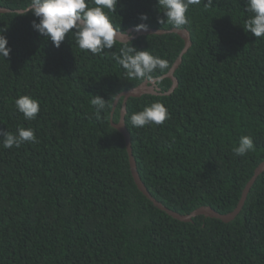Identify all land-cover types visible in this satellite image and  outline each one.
I'll list each match as a JSON object with an SVG mask.
<instances>
[{"label": "trees", "instance_id": "16d2710c", "mask_svg": "<svg viewBox=\"0 0 264 264\" xmlns=\"http://www.w3.org/2000/svg\"><path fill=\"white\" fill-rule=\"evenodd\" d=\"M190 6L191 45L174 71L170 95L129 98L124 118L138 176L167 209L188 215L210 207L225 215L236 207L254 170L264 162V38L244 29L246 0ZM29 0H0L23 10ZM0 13L10 48L0 59V134L32 128L39 143L0 145V264H264V172L234 220L196 216L180 222L157 209L136 187L117 123L115 97L146 80H129L107 55L82 51L66 34L60 47L32 27L31 12ZM141 14L148 19L141 20ZM125 33L145 23L170 30L156 0H118L110 14ZM70 31H74L70 30ZM169 62L180 54L176 34L129 41ZM162 93L169 78L158 83ZM28 95L40 111L26 120L15 99ZM92 96L107 102L97 118ZM160 101L169 118L133 127L130 116ZM242 135L254 150L236 156Z\"/></svg>", "mask_w": 264, "mask_h": 264}, {"label": "clouds", "instance_id": "9594fccd", "mask_svg": "<svg viewBox=\"0 0 264 264\" xmlns=\"http://www.w3.org/2000/svg\"><path fill=\"white\" fill-rule=\"evenodd\" d=\"M118 0H29V4L20 15L29 12L36 18L32 27L43 37L50 39L53 46L59 48L66 34L72 33V39L82 51L93 55H107L105 49H112L119 39L123 40L119 54L113 52V59L124 70V76L129 80H152V74L157 70L163 72L169 68V62L159 56H154L148 50H137L131 46L126 34L117 31L110 18L115 12ZM161 12L166 19H158V23H167L176 30H182L190 23L186 13L190 6L200 5L202 0H156ZM211 7L213 0L203 3ZM245 12L249 14L244 22V29L256 38H264V0H246ZM141 20H147L141 14ZM145 23L136 26L135 30H147ZM74 31H70L73 30ZM5 29H0V59L9 56L10 48L6 47L8 41L2 34ZM107 101L100 96H92L91 105L94 106L97 118L106 110ZM15 108L22 113L26 120H33L40 111L39 101L28 95H20L15 99ZM169 118V113L160 101L152 102L142 110L130 116L133 127L146 125H160ZM39 143L32 128L20 127L16 133L5 131L0 134V145L3 148H19L23 143ZM254 150L253 139L242 135L238 146L232 148L236 156L243 157Z\"/></svg>", "mask_w": 264, "mask_h": 264}, {"label": "water", "instance_id": "95a60500", "mask_svg": "<svg viewBox=\"0 0 264 264\" xmlns=\"http://www.w3.org/2000/svg\"><path fill=\"white\" fill-rule=\"evenodd\" d=\"M11 12L21 13L22 10L11 11L9 9L0 7V13H11ZM170 33L178 35L183 40V43H184L180 54L178 55V57L176 58V60L172 64L171 68L162 77L152 79V80H146L142 84H140L139 86L118 94L115 97L114 102L112 104V110H111L110 116H112L119 100L122 99L121 109H120V113H119V120L117 123H113L112 120H110V124L114 129H116L122 135V137L124 139L126 151L128 154L130 172H131V175H132V178H133V181H134L136 187L157 209L165 212L167 215L171 216L173 219H176L180 222H191L192 219L195 218L196 216H204L205 218H213V219L220 220L221 222L228 223V222L234 220L235 217L241 211L243 204H244V201L246 199V196H247L251 186L253 185V183L255 182L257 177L261 173L264 172V162L261 163L254 170L253 175L249 179V181L247 182L244 190L242 191L241 197H240L236 207L234 208V210L230 213L225 214V215L218 214L216 211H214L210 207H200L188 215H180L176 212H173V211L167 209L162 204H160L158 201H156L148 193L145 186L141 182V180L138 176L137 170H136L135 161H134V158H133L132 153H131L130 136H129V133L127 132L126 128H125V123H124V118H125V114H126V103H127L129 98H138V97H141L142 95H153V96L170 95L174 91V89L177 87V80L173 76L174 71L176 70V68L181 63V58H182L183 54L186 53V51L189 49L191 42H190V38H189V33L185 29L176 30L173 28L170 30H161V29H149V28H147L146 31L145 30L137 31V30H135V28H132V29H129L125 32V34H126L125 38L128 39L129 41L136 39L137 37H139L141 35H165V34H170ZM118 38L119 39L117 41L122 42L123 37L120 38L118 36ZM163 78H169L171 80L170 88L164 93H162L160 91L159 87L157 86V83Z\"/></svg>", "mask_w": 264, "mask_h": 264}]
</instances>
